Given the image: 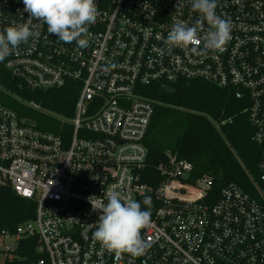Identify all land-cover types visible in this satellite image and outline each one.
Returning <instances> with one entry per match:
<instances>
[{
	"label": "built area",
	"instance_id": "1",
	"mask_svg": "<svg viewBox=\"0 0 264 264\" xmlns=\"http://www.w3.org/2000/svg\"><path fill=\"white\" fill-rule=\"evenodd\" d=\"M95 3L96 23L82 37L89 47L65 44L40 25L38 39L0 62L33 91L72 84L77 93L72 117L23 100L54 118L58 131L36 127L0 103V185L36 203L34 219L1 232L3 250L36 237L45 255L38 264H264L263 187L262 200L235 182L214 193L212 175L194 177L193 163L169 152L158 165L163 179L156 189L142 180L155 104L144 87L200 79L248 104L264 185V0H218L217 14L232 25L222 51H203L201 43L198 52L164 54L173 23L200 17L191 0ZM27 19L22 0H0V32ZM112 188L125 199L153 190L158 196L141 232L151 244L144 257H116L93 238L100 215L93 205L105 204Z\"/></svg>",
	"mask_w": 264,
	"mask_h": 264
},
{
	"label": "trees",
	"instance_id": "2",
	"mask_svg": "<svg viewBox=\"0 0 264 264\" xmlns=\"http://www.w3.org/2000/svg\"><path fill=\"white\" fill-rule=\"evenodd\" d=\"M71 85L33 91L21 80L15 81L0 63V103L15 109L36 127L58 131L54 118L24 105L23 100L72 117L77 93ZM144 90L155 99L154 114L145 137L148 155L142 171L144 182L156 189L163 179L158 165L167 160L169 152L191 161L194 177L212 175V192L218 194L227 183L235 182L262 200L260 189L264 185L258 168L261 150L253 139L254 127L245 111L246 101L237 98L232 89L200 79H181L164 86L153 84ZM145 196L152 198L153 217L160 201L155 190L138 201L142 203ZM35 213L33 200L18 196L10 186L0 185V234L3 230L14 232L20 224L34 219ZM39 246L36 237L23 238L15 250L6 254L4 264H38L45 257Z\"/></svg>",
	"mask_w": 264,
	"mask_h": 264
},
{
	"label": "clouds",
	"instance_id": "3",
	"mask_svg": "<svg viewBox=\"0 0 264 264\" xmlns=\"http://www.w3.org/2000/svg\"><path fill=\"white\" fill-rule=\"evenodd\" d=\"M28 19L23 24L6 27L0 32V62L12 55L30 38L40 37V25H46L47 32L65 44L73 42L80 49L89 47L85 37L89 27L96 23L98 9L95 0H22ZM191 7L200 17L191 25L174 22L167 37L163 39L165 52L174 48L198 52L222 51L231 39L232 25L228 18L217 14L218 0H191ZM38 21L39 24L33 23ZM207 24V29L204 25ZM203 33V35H201ZM107 202L98 210V224L93 238L100 243L101 250L121 257H144L151 244L142 238L141 232L151 223L152 198L145 196L142 203L132 198L125 199L114 188L106 193ZM142 204L144 207H142Z\"/></svg>",
	"mask_w": 264,
	"mask_h": 264
},
{
	"label": "rangeland",
	"instance_id": "4",
	"mask_svg": "<svg viewBox=\"0 0 264 264\" xmlns=\"http://www.w3.org/2000/svg\"><path fill=\"white\" fill-rule=\"evenodd\" d=\"M5 242H8V239L5 240ZM4 247V239L0 237V250L1 252V264H4L5 258H6V252L3 250Z\"/></svg>",
	"mask_w": 264,
	"mask_h": 264
},
{
	"label": "water",
	"instance_id": "5",
	"mask_svg": "<svg viewBox=\"0 0 264 264\" xmlns=\"http://www.w3.org/2000/svg\"><path fill=\"white\" fill-rule=\"evenodd\" d=\"M14 80L16 81V78H14Z\"/></svg>",
	"mask_w": 264,
	"mask_h": 264
}]
</instances>
